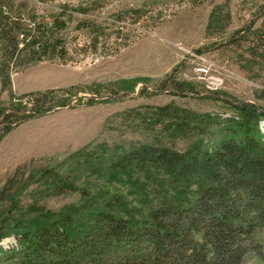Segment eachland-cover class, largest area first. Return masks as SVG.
Returning <instances> with one entry per match:
<instances>
[{"label":"trees","instance_id":"trees-1","mask_svg":"<svg viewBox=\"0 0 264 264\" xmlns=\"http://www.w3.org/2000/svg\"><path fill=\"white\" fill-rule=\"evenodd\" d=\"M12 7L11 0H0L2 89H10L15 66L42 59L76 63L77 55L97 50L107 55L113 49H100L107 42L99 46V38L110 40L111 33L93 19L78 20L75 29L84 30L89 38L80 42L75 36L66 39L67 10L24 16ZM260 8L257 18L262 19L264 39V3ZM218 9L209 14L208 35L226 30L229 14ZM128 17L132 15L118 13L112 23L138 24L139 16ZM239 32L234 31L229 42L239 39L234 34ZM124 36L122 43L118 34L114 36L117 46L111 53L131 42ZM158 88L185 95L199 92L171 74L158 80ZM76 91L71 85L17 96L10 92L9 106L0 104V137L25 119L67 105ZM146 93L141 89V95ZM222 101L230 109L228 116L196 112L173 102L152 108L148 120L160 132L154 144L112 150L106 156L83 146L71 154L97 178L133 189L141 183L144 191L150 190L152 203L140 218L124 214L121 192L102 188L93 193L73 185L68 173L56 175L50 168L41 172L40 178L52 177L55 194L78 190L80 201L58 210L28 208L13 229L5 230L12 202L0 217V240L12 236L15 242L0 246V264H242L248 257L264 262V128L260 127L264 105ZM181 139L191 142L180 148Z\"/></svg>","mask_w":264,"mask_h":264},{"label":"rangeland","instance_id":"rangeland-1","mask_svg":"<svg viewBox=\"0 0 264 264\" xmlns=\"http://www.w3.org/2000/svg\"><path fill=\"white\" fill-rule=\"evenodd\" d=\"M11 1L12 10H21L24 16L67 10V40L75 36L80 42L87 41L88 34L75 26L78 20L93 19L105 33H111L110 40L99 38V46L107 42L100 49H113L107 55L99 54V50L84 57L77 55L76 63L42 59L15 66L10 71L11 91L2 89L0 83V104L4 106L11 102L10 92L17 96L71 85L77 90L67 105L25 119L0 137V217L15 201L7 213L5 230L13 229V224L29 213L28 208L58 210L80 201L78 190L61 194L51 190L52 177L40 178L48 168L56 175L68 173L73 185L93 193L102 188L121 192L124 214L140 218L152 203L150 190L144 191L141 183L133 189L97 178L71 154L83 146L106 156L112 150L154 144L160 132L150 125L149 110L169 102L221 116L231 113L223 98L264 105V39L260 35L262 19L257 18L264 0ZM214 7L230 17L222 35H208L206 30ZM122 12L132 15L127 20L139 16L142 27L124 21L112 23ZM236 30L240 31L234 33L239 39L229 42ZM117 34L118 43L126 34L131 42L111 53L117 46L112 42ZM167 74L189 82L199 92L185 95L158 88V80ZM144 88L148 95L140 94ZM88 96L93 98L91 103L86 101ZM77 97L83 100L77 101ZM260 127L264 128V121ZM199 140L211 142L209 138ZM190 142L181 139L179 147L185 148ZM14 242L7 236L0 240V246L6 248ZM242 264L264 262L248 257Z\"/></svg>","mask_w":264,"mask_h":264}]
</instances>
